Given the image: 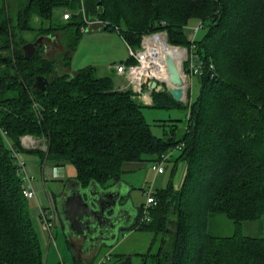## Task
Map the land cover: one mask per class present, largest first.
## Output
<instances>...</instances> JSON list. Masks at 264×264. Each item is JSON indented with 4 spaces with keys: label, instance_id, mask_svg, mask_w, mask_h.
I'll use <instances>...</instances> for the list:
<instances>
[{
    "label": "trees",
    "instance_id": "obj_1",
    "mask_svg": "<svg viewBox=\"0 0 264 264\" xmlns=\"http://www.w3.org/2000/svg\"><path fill=\"white\" fill-rule=\"evenodd\" d=\"M81 2L0 0V264H46L13 150L70 160L73 179L85 186L114 182L123 161L153 162L179 143L166 165L173 162L172 176L176 163L186 161L180 186L173 187L170 177L154 189L149 219H140L141 202L127 226L161 234L159 247L148 252L150 263L264 264V235L238 230L241 220L264 215V0L94 2L87 19L102 21L129 45L137 47L142 34L165 29L169 42L187 46L203 61L198 92L185 103L166 89L151 90L150 105L186 110L181 133L174 122L163 135L152 132L141 109L145 104L131 89L116 87L112 75H97L90 64L57 72L70 66L87 25ZM58 7L66 20L61 24L53 23ZM64 9L70 10L68 18L62 17ZM34 15L49 24L34 26ZM192 19L205 31L188 38L184 26ZM54 28L67 35L70 51L61 54L62 64L43 56L38 45L30 57L24 55L23 44L31 39L25 31H34L33 41ZM123 60L135 61L129 55ZM38 74L49 78L45 89L32 88ZM26 134L44 136L45 151L24 147ZM214 211L232 219L236 230L209 233L207 216Z\"/></svg>",
    "mask_w": 264,
    "mask_h": 264
},
{
    "label": "rangeland",
    "instance_id": "obj_2",
    "mask_svg": "<svg viewBox=\"0 0 264 264\" xmlns=\"http://www.w3.org/2000/svg\"><path fill=\"white\" fill-rule=\"evenodd\" d=\"M94 2H96V0H82L81 6H80L82 10L81 13H84V15L86 16H89L90 14H92V11L94 12V7H95ZM62 10L63 9L61 7L54 9V12H53L54 22L53 23L61 24L66 21L61 18ZM40 20L41 18H39L37 15H34L31 21L34 26H38L40 24H42L43 26H47L49 24V20H42V23ZM88 21L89 22H87V26H85L87 27V29L84 28V31L77 43V46L71 54V59H70L71 67L74 69H77L78 67H81L83 65L90 64L96 67L95 73L97 75H104V74L112 73V71H110L109 64L111 62H118L120 61V59H125L128 56L127 46L124 40L122 39V37L121 36L118 37V32L116 30H106L105 29L100 32H95L93 31L94 29L92 28L102 27L103 23L94 24L92 23V21H94L93 18H89ZM196 24H198L197 20L195 19L190 20L191 28L192 26ZM204 29L205 28L200 27L197 32V36L202 35L203 32L205 31ZM159 30H165V29H159ZM24 34L27 37L31 38L29 39L30 41L34 39V36H35L34 31L27 30L25 31ZM40 34H41V40L37 44L38 46H40L39 52L45 57L57 59L59 64H62L61 54L63 52L70 51V49H68V46H67L68 40H67V35L65 33V29L54 28L52 30L42 32ZM165 37H166L167 43H169L170 45H174L176 47L184 49V54L181 58V70H184V67L186 66V60L184 59V57L186 56L185 54L190 52L191 50L187 46L169 42L167 38V33ZM198 59L199 58L197 57V60ZM67 71L73 72L74 70H72L69 66L68 67L61 66V67H58L57 69L58 73H63ZM195 76L196 74L195 75L185 74L182 77L185 95L183 99L179 101L185 103L190 97L193 98L197 94L198 89H199V83L195 79ZM160 87H161L160 89L167 90L166 82L161 81ZM141 109H142L145 119L147 120V122H149L151 130L154 134L163 135L166 130H170L173 127L174 122H175V125L177 126V128L174 127L178 131L177 134L181 133V130L183 129L185 119H186V110L184 107H181V106L159 107V106H152V105L145 104L142 106ZM23 137H25L24 140L22 141V144L24 147H28V148L36 147V148L42 149V151H45L47 139L44 136H35L32 134H26ZM141 162H142L141 164L143 165L145 169L143 168L140 171H137L134 173L128 172L127 174L126 172H124L121 174L122 178L125 177L124 175L131 176L128 178L129 180L128 179L127 180L125 179V180L131 183V185H133L134 187V189L131 190L130 192L131 200L129 204L131 205L133 204L135 208L136 206L139 205L140 202H142V200L145 199V195L140 189V187L142 186V183L148 184V181L153 178L152 173L150 174L148 180H145L144 175H143L144 172L147 170V168L152 164V162H150L149 160H142ZM169 177H170V169L167 167L165 168V171L163 173L159 174L157 177H154V185H152V187L155 189L165 187L166 184L169 182ZM130 178L133 181L130 180ZM112 181L113 179H110V181H108L107 184H109V182H112ZM133 210L134 208H132V211ZM57 213H58V210H57ZM58 216H59V213H58ZM235 230H236L235 223L225 213L214 211L213 213L208 214L207 231L209 233L222 235V234H230L234 232ZM238 230L245 234L264 235V215L259 218H255V219L241 220ZM53 233L56 239V243H55V240L54 241L51 240V243L53 244L52 248L54 249V251L51 252L49 256L48 264H55L58 261L57 248L59 249L61 253L63 252V250L67 251L69 258H72L70 249L68 248L66 240H65L63 225H61L59 220H57L56 222V227L54 228ZM141 234H143L144 237L143 238L140 237L139 241H145V238L147 236L149 237L152 236L151 251H156V249L159 247L161 243V240H160L161 234L160 233L154 234L151 231L150 232L142 231ZM122 235L123 234L120 233L118 237L121 239ZM53 242L57 246L54 245ZM104 250L105 248L103 247L98 252L96 257H99L100 254L104 252ZM114 255L115 254L113 253V257ZM138 257H139L138 255H133L132 260L137 261ZM63 259L67 261L66 257Z\"/></svg>",
    "mask_w": 264,
    "mask_h": 264
},
{
    "label": "crops",
    "instance_id": "obj_3",
    "mask_svg": "<svg viewBox=\"0 0 264 264\" xmlns=\"http://www.w3.org/2000/svg\"><path fill=\"white\" fill-rule=\"evenodd\" d=\"M92 23L97 24L99 22H92ZM84 28L87 29V27H84ZM92 29H94L93 31L95 32H100L102 30H105V28L103 27L92 28ZM82 30L84 31V29ZM184 31L188 38L193 37L192 31H191V25L184 26ZM119 36L121 35L118 33V37ZM121 60L123 59H120V61ZM69 67L72 70H75L74 68L71 67V64ZM110 71H112V73H108V74L113 76L115 86L118 87L122 80L120 79L118 74L115 72L114 68H110ZM195 79L198 81L197 75L195 76ZM144 97L145 99L142 102L146 105H150L152 102L151 91L146 90ZM21 142H22V139H21ZM22 154L26 160V171L29 173V175H31V181L29 183L24 182V185L27 184L29 187H31L34 190V195L31 198H28L29 209H30L31 216L33 218V223L40 237L42 249H43L44 256H45V263L48 264L49 256L51 252L54 251V249L52 248L53 244L51 243V240L53 241L55 240V243H56V239L53 233V230L56 227V225L54 226L52 230L53 239H51L49 231L45 229L43 226V212L47 210V208H49L50 206L56 205L55 195L63 191L65 183L68 179L74 180L73 177H75L76 175V168L71 163V161L67 159L59 161V160L44 158L43 160L41 159L39 155L35 153L23 152ZM141 161L142 160H125L123 161L121 165V170H120L118 178L122 180L123 182H125L128 186V192L125 198L126 197L131 198L130 192L131 190L134 189V187L133 185H131V183L126 181L131 176L124 175L125 177L122 178L121 174L124 172L128 174V172L134 173V172L140 171L141 169L144 168L143 165L141 164L142 163ZM172 165H173V162L170 160L167 163L165 168L168 167L169 169H171ZM185 169H186V161L179 160L176 163L173 175L170 176L172 177L171 180H172L173 187L178 188L180 186L184 173H185ZM164 171L165 169L161 172H157L150 165L143 175H144L145 180H148L150 174L152 173L153 178L148 181V184L150 183L154 185V177H157L159 174L163 173ZM130 180L132 179L130 178ZM146 185L147 184L142 183V186L140 187L142 192H143V186H146ZM143 201L144 200H142V202ZM128 208L129 210L134 208V210L133 211L131 210V211L135 215L134 211L136 212L137 206L135 208L133 204L132 205L129 204ZM131 218L133 219L134 217L131 215L129 219ZM58 220L60 221L61 225H63L59 216H58ZM128 221L124 220L125 223H128ZM142 231H147V230L137 229L133 227L129 228L127 226H124V227L121 226V228L118 231L117 238L115 239V241H113L111 244H108V245L101 243V245H98V246H96V242L100 241V238H97L96 242L94 240L93 241L90 240V244L86 245L84 243L83 237L72 235V236H69V238H67V235L64 232L65 240H66L68 248L70 249L72 258H69L67 251L63 250V252L61 253L59 249L57 248L58 261L55 264H60L61 262H63L64 264H91L92 262L96 261V258L98 259L99 257H101L107 252H110L111 256L105 264H114L115 262L123 259L126 256H130V260L127 264H151L149 259H152V256L148 252H154V251H151L152 236L150 237L147 236L145 238V241H139L140 237L142 238L144 237L143 234H141ZM120 233L123 234L121 239L118 237ZM55 243L54 245H56ZM103 247L105 248L103 252L104 254L102 253L100 254L99 257H96L98 252ZM113 253L115 254L114 257H113ZM147 253L149 255L146 257ZM133 255L139 256L137 261L132 260ZM64 256L67 258V261L63 259L65 258ZM143 258L147 260L146 263L142 262Z\"/></svg>",
    "mask_w": 264,
    "mask_h": 264
},
{
    "label": "water",
    "instance_id": "obj_4",
    "mask_svg": "<svg viewBox=\"0 0 264 264\" xmlns=\"http://www.w3.org/2000/svg\"><path fill=\"white\" fill-rule=\"evenodd\" d=\"M41 40V35L33 41H27L23 44L24 55L30 57L37 44ZM165 64L168 72L167 90L175 100H182L185 95L183 78L174 58L166 54ZM143 81L149 83L151 88L157 85L156 79L144 77ZM49 85V78L46 75L38 74L35 76L32 84L33 89H45ZM68 179L61 193L55 195L56 208L63 224L64 232L69 236H81L89 241V236L97 238L96 246L111 244L117 238L119 229L130 225L132 222V209L129 210L128 205L130 198L126 197L128 186L118 177L114 178V182L102 185L93 181L83 186L79 181L74 187H69ZM121 199H124L123 201ZM135 213V211H134ZM128 221V223H125ZM88 237H84V234ZM130 256L115 262L114 264H127Z\"/></svg>",
    "mask_w": 264,
    "mask_h": 264
},
{
    "label": "built area",
    "instance_id": "obj_5",
    "mask_svg": "<svg viewBox=\"0 0 264 264\" xmlns=\"http://www.w3.org/2000/svg\"><path fill=\"white\" fill-rule=\"evenodd\" d=\"M79 11L80 12L82 11L81 8H79ZM82 14L84 16V20L89 22L88 19L85 17L86 15H84V13ZM69 15H70V10L64 9L62 13V17L68 18ZM92 22L101 23L102 21L98 19H94V21ZM201 26H202L201 21H199L198 24L192 26L191 28L192 34L194 35V33ZM82 29H84V27ZM165 35H166L165 30H157L142 34L139 46L133 47L128 43H126L128 49V55L132 56L135 59L134 62H126L125 60H121L109 64L110 68H114L115 72L122 80L118 87L121 89H128V88L131 89L132 90L131 95L133 97L138 98L141 101L145 99L144 96L146 90L151 91L152 89H160L161 81H165L167 84L168 79L166 80L165 78L159 77L153 71V68H156L155 64H158V60L162 59L163 64H165V56L162 57V55L159 53V45L161 46V43L163 42L167 43ZM185 55L186 56L184 57V59L186 60V66L184 67V70H181L180 67L181 76L183 77L185 74L195 75L197 73L202 72L204 68L203 61L199 59L197 60V56L193 51H190ZM144 77H148L149 79H156L157 85L155 86V88H151L149 83H145L143 81ZM23 136L21 138L22 141L25 138ZM181 145L182 144L179 143L175 147L170 148L167 152L161 154L157 158V160L152 162L151 167L155 169L157 172L163 171L166 166V160L171 156L172 152L180 148ZM13 154L16 157V161L18 163L19 170L22 174L23 181L25 183H29L31 181V175H29V173L26 171L25 157L21 152L17 150H13ZM153 191L154 189L152 187V184L149 183L146 186H143V194L145 195V199L142 202V206H141L142 208L141 216H140L141 220L149 219L148 210L150 206L156 203V198L153 194ZM23 192L27 198H31L34 195V190L31 187H29L27 184L24 185ZM57 220H58V213L54 205L50 206L49 208H47V210L43 212V226L45 229L49 231L51 239H53L52 230L56 225ZM110 256H111L110 252H107L98 259H96V261L92 262L91 264H105L109 260ZM60 264H64V263L61 262Z\"/></svg>",
    "mask_w": 264,
    "mask_h": 264
},
{
    "label": "bare ground",
    "instance_id": "obj_6",
    "mask_svg": "<svg viewBox=\"0 0 264 264\" xmlns=\"http://www.w3.org/2000/svg\"><path fill=\"white\" fill-rule=\"evenodd\" d=\"M159 53L162 55V57L166 56V54L171 55L174 58L177 66L179 68V71L181 72V70H180L181 58L184 54V49L176 47V46H172V45H169V44L163 42V43H161V46L159 45ZM155 65H156V68H153V71L159 77L165 78L167 80L168 79V72L166 69V65L163 64L162 59L158 60V64H155ZM167 83H170L169 79L167 80Z\"/></svg>",
    "mask_w": 264,
    "mask_h": 264
},
{
    "label": "flooded vegetation",
    "instance_id": "obj_7",
    "mask_svg": "<svg viewBox=\"0 0 264 264\" xmlns=\"http://www.w3.org/2000/svg\"><path fill=\"white\" fill-rule=\"evenodd\" d=\"M76 181L75 180H70L69 182H68V186L69 187H74L75 185H76ZM122 200V199H121ZM123 201V200H122ZM84 237H88V234L86 233V234H84L83 235ZM93 239H94V237L93 236H89V241H86L85 239H83L84 240V243L87 245V244H90V240H92L93 241Z\"/></svg>",
    "mask_w": 264,
    "mask_h": 264
}]
</instances>
